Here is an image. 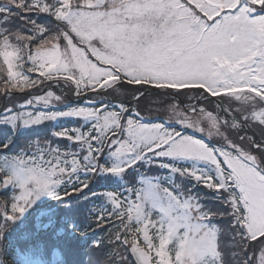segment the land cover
<instances>
[{"label": "snow or ice", "instance_id": "6c2138e0", "mask_svg": "<svg viewBox=\"0 0 264 264\" xmlns=\"http://www.w3.org/2000/svg\"><path fill=\"white\" fill-rule=\"evenodd\" d=\"M25 13H46L53 23ZM53 44L60 59L50 66L37 50ZM0 50L5 98L38 89L26 105L54 104L62 96L43 89L63 77L77 97L140 85L132 90L139 103L150 85L171 113L166 122L200 133L146 125L138 110L126 116V105L119 112L6 108L28 127L60 117L93 123L53 132L76 148L38 139L3 160L0 242L8 245L0 254L51 228L59 242L17 264H45L48 252L63 253L58 264H83L84 249L104 257L98 264H256L257 250L264 264V0H0ZM24 64L42 79L28 76ZM105 152L113 163L100 162ZM137 165L144 169L139 183L93 190ZM150 171L159 175L149 179ZM198 186L216 203L209 207ZM97 230L107 238L96 239Z\"/></svg>", "mask_w": 264, "mask_h": 264}, {"label": "trees", "instance_id": "16d2710c", "mask_svg": "<svg viewBox=\"0 0 264 264\" xmlns=\"http://www.w3.org/2000/svg\"><path fill=\"white\" fill-rule=\"evenodd\" d=\"M25 15L30 16L32 19H34L38 24H51L53 23L52 17L49 16L46 13H25ZM23 23V22H21ZM25 35L29 34L27 32L24 33ZM24 42H21V46H23ZM35 43V41L33 42ZM36 45H31L32 51H35ZM45 50V49H44ZM37 51H40L39 49ZM0 55H5V52L0 50ZM0 65H2V58H0ZM6 68V66H4ZM14 67V71H20L21 68ZM28 64L23 65V71L27 73L28 76L34 77L36 74L34 71L27 72ZM0 76L3 77L2 80H0V90L3 89L4 83H6L7 74L6 71L0 72ZM33 79H37L36 75ZM27 90V89H26ZM38 91V92H37ZM20 96L22 94L23 97L19 100L17 104L14 106L8 105V99L6 98L4 101V106L2 109H0V144H4L7 142V147L0 149V156H8L10 154L18 153L26 144L36 142L38 139L41 140H47L51 139L53 143L58 144L61 148L69 147V148H76L77 146L75 144H69L68 140L66 139H56L53 137V132H57L60 125L59 124H52L49 120L44 121L38 125L32 126V127H25L21 128L19 124H16L15 126H11L9 124L8 115L5 114V109L11 107L12 113L16 114L21 112L22 110H28L30 109L31 105L28 106H22L21 103L25 102L27 100V96H34L40 94V91L37 89L34 93L32 92H14L11 93L10 98L14 97L16 95ZM4 96L2 94V91H0V104L3 100ZM72 100V99H71ZM69 100V102H71ZM9 106V107H8ZM71 120L64 121V123H69ZM77 121V120H76ZM80 121V120H79ZM50 122V123H49ZM81 125V124H80ZM79 125V126H80ZM55 126V127H53ZM104 161V157H100V162L102 163ZM142 167L140 165L135 166V168H129L127 173L125 174V177L123 179H118L117 177H112L111 180L101 179L100 184L93 188L94 191H99L100 189L107 188L113 191H118L121 188H123L125 185L130 183H135L137 173L139 171H142ZM158 176L159 172L157 171H150L149 175ZM185 184H188L190 186L191 181H184ZM89 187H93V185H89ZM194 191H201V195L205 199V203L208 204L209 207H211L216 202L211 199L212 193L209 192L208 189H204L201 187H197L194 189ZM85 192H87V189H85ZM205 195V196H204ZM2 199V197H0ZM97 204L102 203L101 200L97 199L95 201ZM107 233L104 230H97L96 239H106ZM60 238H54L53 237V230L51 228H45V229H36V234L33 235L30 238H26L21 241V244L19 246H13L11 247L7 254H0V261L3 262V264H17V262L21 259L24 260H35L37 257V254H43L45 250L50 246L57 242H59ZM8 241L0 242V248L7 247ZM51 252H48L46 256H43L45 260V264H50V257ZM62 257H63V253ZM79 259L83 261V264H98L99 261H102L104 259L103 256L100 255L98 252H90L88 249H84L79 254Z\"/></svg>", "mask_w": 264, "mask_h": 264}, {"label": "rangeland", "instance_id": "374dc122", "mask_svg": "<svg viewBox=\"0 0 264 264\" xmlns=\"http://www.w3.org/2000/svg\"><path fill=\"white\" fill-rule=\"evenodd\" d=\"M38 52H39L41 60L42 61H44V60L48 61L50 63V66L51 65H55L56 63L59 62L60 51H59V46L57 44H53L50 47H47L45 50H42V51L40 50ZM77 54L80 57H83V53L80 52L79 49L73 48L72 55L76 56ZM30 66L31 65H29L28 67H30ZM18 70H19V68H18ZM49 70L50 69H45V72H47ZM35 71L37 72L35 74L36 77L42 79L41 77H39V71L38 70H34V72ZM62 80H63V77H61V83H60L61 87L59 85H56V84H53V86L52 85H48V86H52L50 88V90L55 95L62 96V100L59 101V102H56L54 104L48 105V106L40 105V106H42L44 108L49 109V111L47 109L42 108V107L34 106L32 108L35 109V111H44L45 110L46 112H53V111H55V112H63V111L71 110L73 108H78V107H81V106L98 109L97 108L98 106L93 101H88L89 99H91V100L94 99L96 101L104 102L106 107H111L112 108V109L105 108V109H103V111L115 110V111L119 112L120 111V106L121 105H126L127 106V111H126L125 115L126 116H133L134 115V110H138L141 113V117L140 118H141L142 122L144 124H146V125L163 124V123H160V122H164L168 126L169 125L170 126H174V127L179 128V129L183 128L184 131L188 132V133H186L188 135L193 133L195 135L200 136V133L195 132L193 129H188L186 127H182L181 124L178 123V122H170V123L166 122L168 120V116L171 115V113L165 114V112L162 110V105H160V104L155 102V101L159 100L160 98L154 96V95H156V90H150L149 89V87H151L150 85L143 86L144 89L146 90V95L141 97L139 103H137V101L132 99V95H133V91L132 90L136 89V88H140L141 86L140 85H127L125 87V91L122 92L120 95L109 94L108 92L99 93V94L92 93V94L88 95V99H82L81 100V102L82 101L84 102V103L82 102L83 104L82 103L71 104V102H69V100L75 99V98H79V97L73 95L72 89L70 87L65 86L63 84ZM36 90L37 89H27L26 92L34 93ZM21 97H23L22 94H20V96L18 94V95L14 96V97L9 98L8 99V105L14 106L15 104H17L19 102ZM29 97L30 96H27V100L29 99ZM4 99H6V98H4ZM169 102L170 101H168L167 99L164 101L165 104H167ZM177 103H179V99L178 98H177ZM186 103H188L187 100H186ZM70 104H71V106H69ZM179 104L181 105V103H179ZM22 106H28V105H26L25 103H22ZM205 106L208 108L209 111H212L215 108V105H205ZM60 107H64V108H60ZM157 109H161V110H157ZM23 111H26V110H22L19 113H22ZM213 114L215 115V112H213ZM7 117L9 119L8 122H9V124L11 126H15L16 124H19V126H21V128L28 127V126L23 125L22 120L13 121L11 119L10 115H8ZM64 118L71 119L72 117H60V118H57V119L52 120V121L61 122V120H63ZM192 118L193 119H199V116H193ZM72 119H75V118H72ZM79 119L83 120V122L85 123L86 128H88L89 125L91 123H93L90 119H86V118H79ZM155 120H157V122ZM164 126L167 127L166 125H164ZM167 128L172 129L171 127H167ZM172 130H175V129H172ZM210 143H214V141H212ZM106 154H107V156H106V159L103 162V164L109 165V164L114 162V158H112L110 156L109 152H107ZM101 156L105 157V154H103ZM142 172H144V169H142ZM143 177H144V175L141 174V172H139L138 180L140 179V181H141L143 179ZM149 179H154V178L150 177ZM259 256H260V251L257 250L255 252V254H254L256 264H258V262H259ZM58 257L59 256H53L52 261L53 262L56 261V259ZM249 257L250 258L253 257V252L251 250H249Z\"/></svg>", "mask_w": 264, "mask_h": 264}]
</instances>
